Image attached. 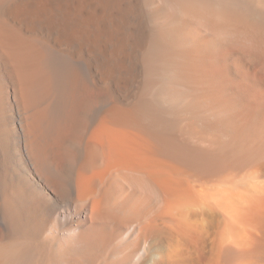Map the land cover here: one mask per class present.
Returning <instances> with one entry per match:
<instances>
[{"label":"bare ground","instance_id":"1","mask_svg":"<svg viewBox=\"0 0 264 264\" xmlns=\"http://www.w3.org/2000/svg\"><path fill=\"white\" fill-rule=\"evenodd\" d=\"M0 264H264V0H0Z\"/></svg>","mask_w":264,"mask_h":264}]
</instances>
